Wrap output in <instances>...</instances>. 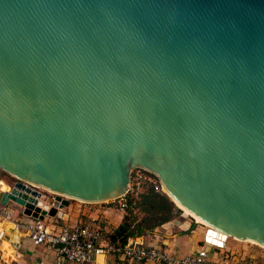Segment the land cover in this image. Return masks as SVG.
<instances>
[{
	"label": "water",
	"instance_id": "1",
	"mask_svg": "<svg viewBox=\"0 0 264 264\" xmlns=\"http://www.w3.org/2000/svg\"><path fill=\"white\" fill-rule=\"evenodd\" d=\"M135 169L206 246L264 247V0H0V206L55 219Z\"/></svg>",
	"mask_w": 264,
	"mask_h": 264
},
{
	"label": "crops",
	"instance_id": "2",
	"mask_svg": "<svg viewBox=\"0 0 264 264\" xmlns=\"http://www.w3.org/2000/svg\"><path fill=\"white\" fill-rule=\"evenodd\" d=\"M75 205L70 206L68 211L60 210L57 218H46L45 221L54 233L68 230L88 217H98L100 224L106 233L116 229L122 221L124 211H120L113 205ZM84 204V205H83ZM51 205V204H50ZM85 206V207H82ZM8 209L14 211L13 220L25 219L22 212L14 205H8ZM62 212V213H61ZM20 213L22 216H20ZM66 216L67 219L64 217ZM194 221H172L157 228L150 234L138 237L147 245H154L166 251L174 257L183 258L197 252L204 244V234L206 227L197 225L192 230ZM8 225L12 226V231H8ZM7 231L6 239L0 243V263L2 264H51L53 256L47 254L42 246H34L31 241L21 233L14 230L13 224L7 220L0 221V229ZM210 260L214 264H241V260L247 259V264H264V257H258L257 249L252 252L242 251L234 246L228 238L223 247H207ZM245 262V263H246ZM63 264H75L64 262ZM84 264H151V263H129L118 255H102Z\"/></svg>",
	"mask_w": 264,
	"mask_h": 264
},
{
	"label": "built area",
	"instance_id": "3",
	"mask_svg": "<svg viewBox=\"0 0 264 264\" xmlns=\"http://www.w3.org/2000/svg\"><path fill=\"white\" fill-rule=\"evenodd\" d=\"M141 174L136 173L138 179L142 177ZM145 179L153 184L156 192H164L156 178L148 176ZM118 201L119 203H117ZM111 203H117L119 207L116 208L120 211H124L126 207L124 197L107 203L84 204L110 205ZM13 217V210L0 206V218L10 221L14 226V230L29 239L34 246H42L47 254H51L53 256L51 264H63L64 262L84 264L102 255H118L129 263L214 264L209 258L208 246L200 248L193 254L179 258L170 255L159 247L147 245L139 238H131L125 245L113 244L109 241V235L100 224L98 217H88L70 229L59 233L52 232L45 220L25 216V219L13 220ZM5 239L6 229L2 228L0 229V243Z\"/></svg>",
	"mask_w": 264,
	"mask_h": 264
},
{
	"label": "trees",
	"instance_id": "4",
	"mask_svg": "<svg viewBox=\"0 0 264 264\" xmlns=\"http://www.w3.org/2000/svg\"><path fill=\"white\" fill-rule=\"evenodd\" d=\"M144 173L155 178L149 173ZM148 184L144 192L133 195L130 189L124 196V216L119 226L109 233L111 243L125 245L129 239L150 234L180 215V210L165 194L156 192L152 183ZM111 204L119 207L116 203Z\"/></svg>",
	"mask_w": 264,
	"mask_h": 264
},
{
	"label": "rangeland",
	"instance_id": "5",
	"mask_svg": "<svg viewBox=\"0 0 264 264\" xmlns=\"http://www.w3.org/2000/svg\"><path fill=\"white\" fill-rule=\"evenodd\" d=\"M139 172V173H142V177L140 179H138L136 173ZM145 177H148L143 171H140V170H134L131 172V182H130V185H129V189L132 190V193L133 195H137V194H140L142 192L145 191L147 185L148 184V180L145 179ZM1 181H3L6 185H8L9 188H11L14 184H15V179L10 177L9 175L5 174V173H2L1 175ZM150 183V182H149ZM0 188L1 189H5V187L0 184ZM9 190V189H8ZM38 191H40L43 195V197L41 198V204L43 206H50V204L52 205V203L54 202V195L50 192H47V191H44L43 189H39ZM163 194H165L164 192H162ZM166 195V194H165ZM167 196V195H166ZM136 197V196H135ZM168 197V196H167ZM169 199V197H168ZM170 200V199H169ZM44 201V202H43ZM120 201V200H119ZM119 201L117 203H119ZM171 201V200H170ZM81 202H77V201H71L70 200V203L67 207H64L62 208V212L64 211H68L69 207L71 206L72 209H74L75 205H81L80 204ZM116 203V205H118ZM45 204V205H44ZM14 205L15 208H18L20 209L19 211L22 212V208L18 207L17 205L15 204H12ZM84 205V204H83ZM82 207H85V206H82ZM176 207V206H175ZM177 208V207H176ZM61 212V213H62ZM180 215H178L177 217H175L173 220H171L170 222L172 221H186L187 223L190 222V220L194 221V219L191 217H188L189 215L183 211L180 210ZM66 219L67 217L64 216ZM2 219L0 218V221ZM199 225V224H198ZM72 227V225L70 226ZM70 229V228H69ZM108 235H109V232H108ZM230 239V242L234 243V246H236L238 249H241L242 251H249V252H252L253 249H257L258 251H256L258 253V257H260L262 255V257H264V250L259 248L258 246L252 244V243H249V242H244V241H238V240H235L233 238H229ZM247 259L245 260H241V264H247ZM246 262V263H245ZM2 264V263H0Z\"/></svg>",
	"mask_w": 264,
	"mask_h": 264
},
{
	"label": "bare ground",
	"instance_id": "6",
	"mask_svg": "<svg viewBox=\"0 0 264 264\" xmlns=\"http://www.w3.org/2000/svg\"><path fill=\"white\" fill-rule=\"evenodd\" d=\"M0 184H2V185L5 187V189H1V188H0L1 191H8V189H9L8 185H6L3 181H0ZM27 199L31 200L29 197H27ZM171 199H172V198H171ZM172 200H173V199H172ZM31 201H32V200H31ZM43 202H44V201H43ZM44 205H45V204H44ZM176 206H177L178 208H180L182 211L186 212L190 217H192V218L194 219L195 222L207 226L206 224H204V223L202 222L201 219H199L198 217H196L195 215H193L190 211L184 209V208H183L180 204H178L177 202H176ZM7 227H8V231L11 232L12 229H13L12 226L8 225ZM13 227H14V226H13ZM6 234H7V231H6ZM21 236H22V235H21ZM233 239L238 240V241H241V240L236 239V238H233ZM2 241H4V240H2ZM244 242L252 243V244H254V245H256V246H258L259 248H261V249L264 250V247H263L262 245L258 244V243H255V242H252V241H247V240L244 241Z\"/></svg>",
	"mask_w": 264,
	"mask_h": 264
}]
</instances>
